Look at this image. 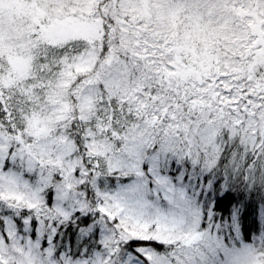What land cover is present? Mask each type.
I'll use <instances>...</instances> for the list:
<instances>
[{"label":"snow or ice","instance_id":"snow-or-ice-1","mask_svg":"<svg viewBox=\"0 0 264 264\" xmlns=\"http://www.w3.org/2000/svg\"><path fill=\"white\" fill-rule=\"evenodd\" d=\"M0 264H264V0H0Z\"/></svg>","mask_w":264,"mask_h":264}]
</instances>
